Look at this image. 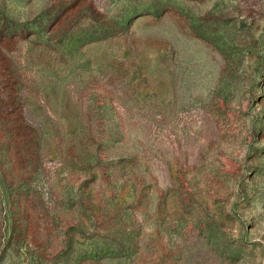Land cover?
Instances as JSON below:
<instances>
[{
  "label": "rangeland",
  "instance_id": "374dc122",
  "mask_svg": "<svg viewBox=\"0 0 264 264\" xmlns=\"http://www.w3.org/2000/svg\"><path fill=\"white\" fill-rule=\"evenodd\" d=\"M0 264H264V0H0Z\"/></svg>",
  "mask_w": 264,
  "mask_h": 264
}]
</instances>
